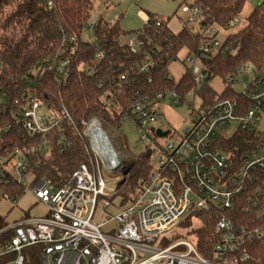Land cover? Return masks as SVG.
<instances>
[{"label": "built area", "instance_id": "built-area-1", "mask_svg": "<svg viewBox=\"0 0 264 264\" xmlns=\"http://www.w3.org/2000/svg\"><path fill=\"white\" fill-rule=\"evenodd\" d=\"M181 11L189 22L201 19L202 10L196 4H185ZM99 18L91 21L89 28H94ZM153 24L160 28L161 20ZM218 31L217 27H207L197 54L186 50V71L197 87L211 82L203 72L204 61L223 43ZM125 45L132 54H143L137 72L146 74L159 63L156 44L148 50L142 40L131 36ZM74 52L75 48L70 55ZM103 58V53L96 54L91 65L81 66L82 71L93 75L96 62ZM69 64V58L61 60L57 68L60 76L69 74ZM120 79L126 81L127 75ZM222 82L224 91L229 86L243 87L238 92L241 100L227 97L223 91L205 102L190 90L182 101L178 88L153 95L137 91L139 100L128 99L123 104L118 101L119 95L124 97L122 86L119 94L110 93L105 98V109L113 118L120 117L121 126L127 121L133 123L138 135L135 155L151 151V174L141 180L133 201L125 207L115 203L124 179V160L104 130L103 119L91 116L76 121L64 107L57 111L41 100L29 99L13 116L22 142L10 152L0 150V174L33 194L48 212L44 217L24 216L5 229L12 236L0 246V264H25L27 249L36 251L39 264H250L247 243L264 241V146L249 145L235 156V152L222 148L221 141L240 131L261 137L264 75L256 73L251 63H244L235 76L229 75ZM191 96L190 125L176 142L160 146L158 131H165L154 127L163 119L159 104L167 100L181 106ZM195 99H199V106ZM9 129L8 125L2 131ZM69 129L83 143L90 164L78 167L58 189L51 179L38 178L31 167L35 156L51 155L54 132L60 133V152H65L72 143ZM154 155L156 161H152ZM98 205L118 208L113 228L103 230L112 220L101 225L93 222ZM237 212L244 218L236 220ZM203 214L216 221L217 242L209 257L198 250L196 236L192 235L191 241L174 240L172 236L186 219L195 226Z\"/></svg>", "mask_w": 264, "mask_h": 264}, {"label": "trees", "instance_id": "trees-1", "mask_svg": "<svg viewBox=\"0 0 264 264\" xmlns=\"http://www.w3.org/2000/svg\"><path fill=\"white\" fill-rule=\"evenodd\" d=\"M94 0H0V150L10 152L14 145L22 142L19 129L13 123L15 113L26 105L31 98L43 101L57 111L66 108L78 121L85 117L99 116L114 127H120L119 116L113 118L105 109V98L113 93L119 94L122 86L121 103L126 100H139L135 93L140 91L153 95L160 90L181 89L184 96L193 90L205 102L213 100L218 94L203 83L197 87L189 71L175 84L169 75L171 62L179 59L182 51L198 52L202 45V31L207 27H217L227 31L237 26V18L243 11L247 0H195L194 4L202 10L199 29L190 28L182 23L180 32L175 33L168 21L161 20V27L153 23L158 19L150 15L143 28L137 31H124L119 22L111 24L101 16L93 30L92 43L83 40V33L92 20ZM180 9L190 0H174ZM235 26H232V23ZM127 36H136L145 43L149 50L153 44L159 47L160 60L146 74L136 71L143 63V54H132L121 43ZM73 39L75 43L73 42ZM75 48L74 54L71 50ZM103 53L104 58L96 62L93 75H87L81 66L91 65L96 54ZM70 59L69 74L60 76L57 68L61 60ZM158 58L156 57V61ZM244 63H251L259 75H264V1L254 8L247 18V25L230 33L217 51H212L204 61L203 72L208 74V81L217 77L225 80L229 75L235 76L238 68ZM54 66V68H53ZM52 67V69H50ZM127 75L126 81L120 77ZM102 84V87L99 85ZM227 97L241 100V94L229 86L224 91ZM6 97H5V96ZM6 132L2 131L6 126ZM50 156H35L31 167L38 178H48L56 188H62L71 175L82 164L89 165V158L84 145L69 129L68 136L72 141L65 152H60L59 132H54ZM264 146V132L260 138L252 133L242 132L221 141L227 152L235 156L249 145ZM237 149V151H236ZM40 157V158H39ZM40 161L39 166L34 163ZM146 152H140L130 160H124V182L118 187L115 197L121 199L120 207L133 201L141 180L151 174ZM25 195L24 188L18 186L11 178L0 174V199H16ZM238 219L244 217L236 213ZM199 226L193 227L190 218L181 223L180 228L196 236L198 250L205 257L217 242L215 234L216 221L212 216H199ZM9 226L0 215V246L12 236L5 231ZM35 250H25V264H39ZM36 252V251H35ZM250 264H264V241L247 243Z\"/></svg>", "mask_w": 264, "mask_h": 264}, {"label": "rangeland", "instance_id": "rangeland-1", "mask_svg": "<svg viewBox=\"0 0 264 264\" xmlns=\"http://www.w3.org/2000/svg\"><path fill=\"white\" fill-rule=\"evenodd\" d=\"M264 0H247V3L237 18V26L232 27L227 31H218V39L224 41V39L230 34L244 28L247 25V18L254 8L259 6ZM195 0H190L189 5H193ZM92 20L101 16L106 22L114 24L119 22L121 28L126 32L137 31L143 28L144 24L149 19L150 15L158 20L168 21L169 27L175 33L180 32L182 29V23L187 24L188 27L199 29V21L189 22L188 15L183 14L179 3L174 0H94ZM215 27V26H214ZM131 38V36L124 37L121 41L123 45ZM83 40L85 42L92 43L94 39L93 30L86 28L83 33ZM187 51L184 50L180 53L179 59L171 62L169 66V75L175 82H179L188 69L186 64ZM241 81L243 79H240ZM209 86L218 94H222L225 89V85L222 82L221 77L213 79ZM237 92H241L243 87L234 86ZM226 95V94H225ZM194 98L188 97L187 103L181 106H174L165 100L159 104L163 119L156 123L154 127L161 129L168 133L166 137H157V142L160 146H165L169 142H176L183 130L190 125V103ZM196 105H200L199 99H195ZM47 112V109L44 108ZM104 130L107 132L110 140L112 141L115 149L123 160H130L134 157L137 150V132L131 122H125L120 127H114L113 125L102 121ZM262 126H264V117L262 120ZM261 126V128H262ZM142 150V149H140ZM157 156L152 157V161H156ZM121 199L115 200L116 204H120ZM48 212V207L42 202L37 200L31 193H25L23 197L16 199H0V215L5 218L6 222L11 226L15 222L21 220L24 216L44 217ZM118 212V208L111 206L104 208L98 205L96 208L93 222L96 225H101L109 220L110 223L106 224L103 230H109L116 225L113 218ZM200 222H195V227H198ZM194 226V225H193ZM173 239H186L191 241L193 239L191 233L183 228H178L173 231Z\"/></svg>", "mask_w": 264, "mask_h": 264}, {"label": "water", "instance_id": "water-1", "mask_svg": "<svg viewBox=\"0 0 264 264\" xmlns=\"http://www.w3.org/2000/svg\"><path fill=\"white\" fill-rule=\"evenodd\" d=\"M158 135H159L160 137H165V136H167V132H162V131L159 130V131H158ZM150 155H151V151H148V152H147V157L149 158ZM123 174L125 175V163H123ZM123 182H124V179L121 181L120 185H121Z\"/></svg>", "mask_w": 264, "mask_h": 264}]
</instances>
